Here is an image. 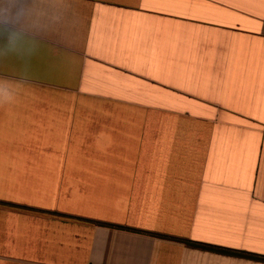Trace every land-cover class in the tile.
<instances>
[{
	"label": "crops",
	"instance_id": "obj_1",
	"mask_svg": "<svg viewBox=\"0 0 264 264\" xmlns=\"http://www.w3.org/2000/svg\"><path fill=\"white\" fill-rule=\"evenodd\" d=\"M0 82V264H264L182 242L264 257V0H0Z\"/></svg>",
	"mask_w": 264,
	"mask_h": 264
},
{
	"label": "trees",
	"instance_id": "obj_2",
	"mask_svg": "<svg viewBox=\"0 0 264 264\" xmlns=\"http://www.w3.org/2000/svg\"><path fill=\"white\" fill-rule=\"evenodd\" d=\"M110 227H114V226H110ZM115 228L123 229V228H119V227H115ZM182 242L184 244H186L187 246H190L193 248H199V249H203V250L214 251L216 253L226 254V255H238V256H243V257H249V258H254V259L264 261V257H262V256H256V255H252V254H248V253H244V252H237V251L224 249V248H220V247H216V246H210V245H206V244H201V243H197V242H193V241H189V240H183Z\"/></svg>",
	"mask_w": 264,
	"mask_h": 264
},
{
	"label": "clouds",
	"instance_id": "obj_3",
	"mask_svg": "<svg viewBox=\"0 0 264 264\" xmlns=\"http://www.w3.org/2000/svg\"><path fill=\"white\" fill-rule=\"evenodd\" d=\"M11 91L10 86L5 82H0V92Z\"/></svg>",
	"mask_w": 264,
	"mask_h": 264
}]
</instances>
